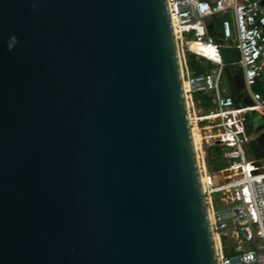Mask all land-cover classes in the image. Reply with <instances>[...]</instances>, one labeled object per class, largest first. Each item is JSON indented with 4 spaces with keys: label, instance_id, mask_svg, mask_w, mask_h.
Listing matches in <instances>:
<instances>
[{
    "label": "water",
    "instance_id": "1",
    "mask_svg": "<svg viewBox=\"0 0 264 264\" xmlns=\"http://www.w3.org/2000/svg\"><path fill=\"white\" fill-rule=\"evenodd\" d=\"M0 264H218L167 0H0Z\"/></svg>",
    "mask_w": 264,
    "mask_h": 264
},
{
    "label": "built area",
    "instance_id": "2",
    "mask_svg": "<svg viewBox=\"0 0 264 264\" xmlns=\"http://www.w3.org/2000/svg\"><path fill=\"white\" fill-rule=\"evenodd\" d=\"M167 3L180 59L181 50L183 58L192 53L216 65L209 73L196 77L185 62L182 73L186 96L192 98L193 94L202 93L212 97L211 108L195 115L193 120L196 123L206 120L209 131L206 143L221 146L229 162L227 168L215 172L207 170L203 159L198 158L218 264H264V158L248 159L245 150L248 139L240 134V120L245 115L264 114V92L254 90L258 83L264 88V0H167ZM217 17H222V44L210 34V26L213 27ZM191 43L238 50L237 64L244 75L246 105L236 107L234 99L221 88L222 56L209 59L192 51L187 45ZM199 143L200 140L195 143L196 152Z\"/></svg>",
    "mask_w": 264,
    "mask_h": 264
},
{
    "label": "trees",
    "instance_id": "3",
    "mask_svg": "<svg viewBox=\"0 0 264 264\" xmlns=\"http://www.w3.org/2000/svg\"><path fill=\"white\" fill-rule=\"evenodd\" d=\"M211 1V0H210ZM215 22V21H214ZM210 34L215 38L218 44H222L221 31L218 28L216 22L213 27L210 28ZM221 50V49H220ZM221 56L224 62V70L222 79L229 87L231 96L236 107H242L248 103L244 93V75L242 68L237 64L239 60V52L237 49H223L221 50ZM186 65L188 70L193 76H202L214 68L212 62L205 60L204 58H198L195 54L186 53ZM215 66V67H214ZM255 91H262V85L258 83L254 87ZM193 98L198 101V107L208 110L212 106V97L209 94L195 93ZM240 134L243 138L248 139L252 134L261 132L264 130V114L260 112H251L245 115L240 120ZM246 154L252 159L261 160L264 158V132L260 137L251 139L246 143ZM209 150L213 153V166L211 171H220L229 166L228 160L224 157V149L219 145H213L209 147Z\"/></svg>",
    "mask_w": 264,
    "mask_h": 264
},
{
    "label": "rangeland",
    "instance_id": "4",
    "mask_svg": "<svg viewBox=\"0 0 264 264\" xmlns=\"http://www.w3.org/2000/svg\"><path fill=\"white\" fill-rule=\"evenodd\" d=\"M217 19V26L220 25L221 19ZM192 50L196 53H199L200 55H203L209 59H215L217 56H221V50L220 49H214L212 47H205V46H200V45H195L192 44ZM181 53V62H182V69L184 71V66H185V62H186V57H182V52L180 50ZM215 67V66H214ZM222 90H225L226 94H229V87L228 85L225 83V80L222 79V86H221ZM187 99L189 102V109H190V115H191V123L193 126V131H194V141L196 144H198L199 140L200 143L197 147V155L198 158L200 159V161L203 159L202 163L204 164V166L206 167L207 170H211L212 166H213V153L209 150L210 145L206 143V138L209 135V131L207 129L206 126H208V123L206 122V120H198L196 122H194L193 117L195 115L199 116L200 114L202 115V113L205 111L203 108H199L198 107V101L195 102L194 98H189L188 94H187ZM240 130V128H239ZM264 131V130H263ZM263 131L261 132H257L252 134V137H250V139H256L258 137H260V135H262ZM248 141V140H247ZM202 155V156H201ZM248 159H252L249 155H248ZM264 165V161L262 162ZM229 172H226V174H228Z\"/></svg>",
    "mask_w": 264,
    "mask_h": 264
},
{
    "label": "crops",
    "instance_id": "5",
    "mask_svg": "<svg viewBox=\"0 0 264 264\" xmlns=\"http://www.w3.org/2000/svg\"><path fill=\"white\" fill-rule=\"evenodd\" d=\"M208 1H210V0H208ZM217 18H218V19H221V21H222V17H217ZM214 21H215L216 24H217V19H216V18L213 20V22H214ZM215 22H214V23H215ZM220 24H221V22H220ZM211 27H212V25L210 26V28H211ZM218 28H219L220 31H221V26H220V25L218 26ZM260 84L262 85V91H261V92H264L263 84H262V83H260ZM244 93H245V89H244ZM225 94H226V92H225ZM226 95H228V94H226ZM228 96H229V95H228ZM201 109H202V108H201ZM205 111H206V110H205ZM263 132H264V131H263ZM250 137H252V135H251ZM250 137L248 138V141L251 140ZM245 148H246V146H245ZM245 150H246V149H245Z\"/></svg>",
    "mask_w": 264,
    "mask_h": 264
},
{
    "label": "bare ground",
    "instance_id": "6",
    "mask_svg": "<svg viewBox=\"0 0 264 264\" xmlns=\"http://www.w3.org/2000/svg\"><path fill=\"white\" fill-rule=\"evenodd\" d=\"M190 49L192 50V43L191 44H187ZM195 45H200V46H205V47H210L209 45H201V44H195ZM193 51V50H192Z\"/></svg>",
    "mask_w": 264,
    "mask_h": 264
},
{
    "label": "clouds",
    "instance_id": "7",
    "mask_svg": "<svg viewBox=\"0 0 264 264\" xmlns=\"http://www.w3.org/2000/svg\"><path fill=\"white\" fill-rule=\"evenodd\" d=\"M13 40H15V38H13ZM9 48H10V50H11V44L9 45Z\"/></svg>",
    "mask_w": 264,
    "mask_h": 264
}]
</instances>
